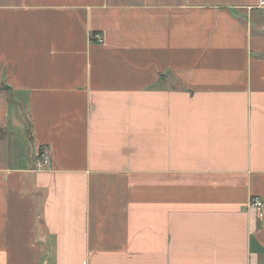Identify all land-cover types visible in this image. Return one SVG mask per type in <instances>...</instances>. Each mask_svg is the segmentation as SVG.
I'll list each match as a JSON object with an SVG mask.
<instances>
[{"label":"crops","instance_id":"crops-1","mask_svg":"<svg viewBox=\"0 0 264 264\" xmlns=\"http://www.w3.org/2000/svg\"><path fill=\"white\" fill-rule=\"evenodd\" d=\"M0 264H264V0H0Z\"/></svg>","mask_w":264,"mask_h":264},{"label":"built area","instance_id":"built-area-1","mask_svg":"<svg viewBox=\"0 0 264 264\" xmlns=\"http://www.w3.org/2000/svg\"><path fill=\"white\" fill-rule=\"evenodd\" d=\"M49 162V157L45 152L38 153L36 158L37 171L45 170L49 166ZM251 206L258 211H260L262 208V204L259 199H253Z\"/></svg>","mask_w":264,"mask_h":264}]
</instances>
